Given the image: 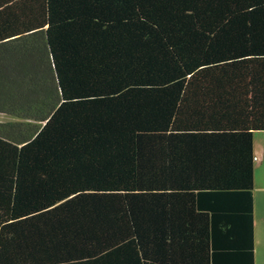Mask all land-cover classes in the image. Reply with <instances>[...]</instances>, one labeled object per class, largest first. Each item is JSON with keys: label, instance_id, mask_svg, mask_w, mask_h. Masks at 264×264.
I'll return each instance as SVG.
<instances>
[{"label": "trees", "instance_id": "obj_1", "mask_svg": "<svg viewBox=\"0 0 264 264\" xmlns=\"http://www.w3.org/2000/svg\"><path fill=\"white\" fill-rule=\"evenodd\" d=\"M0 264H254L264 0H0Z\"/></svg>", "mask_w": 264, "mask_h": 264}, {"label": "crops", "instance_id": "obj_2", "mask_svg": "<svg viewBox=\"0 0 264 264\" xmlns=\"http://www.w3.org/2000/svg\"><path fill=\"white\" fill-rule=\"evenodd\" d=\"M254 264H264V131L253 136Z\"/></svg>", "mask_w": 264, "mask_h": 264}, {"label": "rangeland", "instance_id": "obj_3", "mask_svg": "<svg viewBox=\"0 0 264 264\" xmlns=\"http://www.w3.org/2000/svg\"><path fill=\"white\" fill-rule=\"evenodd\" d=\"M9 120H14V118L6 115V114H1L0 113V121H9Z\"/></svg>", "mask_w": 264, "mask_h": 264}, {"label": "built area", "instance_id": "obj_4", "mask_svg": "<svg viewBox=\"0 0 264 264\" xmlns=\"http://www.w3.org/2000/svg\"><path fill=\"white\" fill-rule=\"evenodd\" d=\"M254 159H256V158H254Z\"/></svg>", "mask_w": 264, "mask_h": 264}]
</instances>
